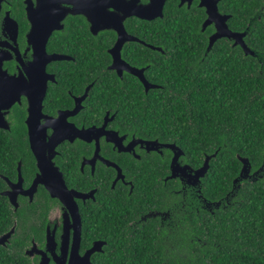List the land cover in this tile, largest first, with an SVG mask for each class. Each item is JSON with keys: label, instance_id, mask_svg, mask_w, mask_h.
I'll return each instance as SVG.
<instances>
[{"label": "flooded vegetation", "instance_id": "af4514ba", "mask_svg": "<svg viewBox=\"0 0 264 264\" xmlns=\"http://www.w3.org/2000/svg\"><path fill=\"white\" fill-rule=\"evenodd\" d=\"M152 2L163 3L161 17L140 19L136 13ZM206 2L213 6V0ZM221 2L217 0V13L229 17L228 26L232 15L220 10ZM200 4L0 0V264H70L71 257H83L100 243L89 257L96 264L93 258L104 253L106 241L90 236L97 230L95 216L116 213L113 202L122 211L134 191L136 164L169 153L170 165L173 155L159 145L151 150L150 143L157 140L138 136L135 122L117 120L135 113V81L144 94L168 88L147 80L149 65H138L139 47L162 57L181 50L153 45L138 24L163 22L168 10L200 12L199 32L209 31L208 44L215 24L202 30L207 14ZM262 9L247 24L255 17L260 21ZM119 37L122 45L115 47ZM93 52L103 57L99 97H92L97 81L92 78ZM139 70L157 88L145 91L135 76ZM174 193L186 212L185 191ZM157 218L162 226L169 215Z\"/></svg>", "mask_w": 264, "mask_h": 264}, {"label": "trees", "instance_id": "16d2710c", "mask_svg": "<svg viewBox=\"0 0 264 264\" xmlns=\"http://www.w3.org/2000/svg\"><path fill=\"white\" fill-rule=\"evenodd\" d=\"M262 6L261 20L252 24L244 41L264 63V0H222L220 10L232 15L231 30L243 32L247 18ZM166 14L163 22H139L138 31L155 46L181 50L162 57L140 46L137 60L139 66L149 65V82L168 88L144 94L135 81V113L117 120L135 122L140 137L174 144L183 152L182 164L193 169L216 152L200 191L202 200L218 202L238 178L237 156L248 159L251 172L263 163L264 68L224 39L205 55L209 31L199 32L200 12ZM102 59L101 53H92V78L97 77L92 97L103 95ZM169 156L136 164L134 191L122 211L113 202L116 213L95 216L97 230L90 236L106 241L104 253L93 258L96 264H264V175L240 182L231 204L212 213L187 189L184 212L174 193L181 191L178 179L162 181L169 175ZM149 211H165L169 219L162 226L157 216L140 219Z\"/></svg>", "mask_w": 264, "mask_h": 264}, {"label": "water", "instance_id": "95a60500", "mask_svg": "<svg viewBox=\"0 0 264 264\" xmlns=\"http://www.w3.org/2000/svg\"><path fill=\"white\" fill-rule=\"evenodd\" d=\"M216 3L217 0H213V6H210L206 2V0H201V4H200L201 7L206 8V14H207V19L203 23L202 30L204 31V29L212 23L215 24V32L208 38V44L205 49V55L211 50V48L213 47L216 41L220 39H227L233 41L232 46H239L242 49L244 55H249L256 58V60L260 63L261 67L264 68L262 55L259 54L258 52H255L254 50L249 49L244 42V38L248 35V32L257 17L250 20V22L247 24L243 32H232L228 29V26L226 24V21L229 17L221 16L217 13ZM162 5L163 3L157 6L152 2L145 8L141 7L140 13H136V14L140 19H145V20H149L150 18L153 17H161ZM122 42L123 39L119 37L115 47H120L122 45ZM135 76L140 80L145 91L149 89L157 88L156 86L149 85V83L145 80L143 76V70H139L138 72H135ZM150 144L152 146L151 150H155L156 146L159 145L167 149H170L173 153L169 165L170 175L166 178V181L171 179H179L182 185L181 190L183 191H186L187 189L190 190L191 193H193L192 195L196 196L199 202L204 204L206 210H208L211 213L213 212V209H219L220 207L223 208V204L225 205V203L227 205L231 204L232 199L237 194V190L239 189L240 182L256 181L257 179L262 178V176L264 175V157L261 167L258 170L251 172V166L248 162V159L237 156L239 162L241 163V169L238 178L233 181V188L231 192L227 194L223 200L214 203H208L205 200L201 199L202 195L200 191L201 189L200 180L203 179L205 174L207 173L209 169V161L216 156V152L211 156L205 157L201 167H199L198 169H193L187 164H182L180 158L183 155V152L179 148H177L174 144L160 145L158 144L157 141H153ZM156 216L164 217L166 216V213H154V212L148 213L145 217L142 218V220H145L146 217H156ZM99 249H100V243L94 244L83 257H79L78 255H76V257L74 256L71 257L70 264H90L89 263L90 255L95 251H99Z\"/></svg>", "mask_w": 264, "mask_h": 264}]
</instances>
